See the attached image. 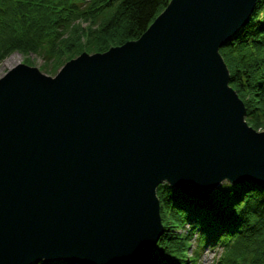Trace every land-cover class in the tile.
I'll list each match as a JSON object with an SVG mask.
<instances>
[{"label":"water","instance_id":"water-1","mask_svg":"<svg viewBox=\"0 0 264 264\" xmlns=\"http://www.w3.org/2000/svg\"><path fill=\"white\" fill-rule=\"evenodd\" d=\"M254 3L169 0L136 39L0 76V264H127L150 232L128 263L145 264L160 182L202 199L222 181L264 185V130L218 50Z\"/></svg>","mask_w":264,"mask_h":264},{"label":"trees","instance_id":"trees-1","mask_svg":"<svg viewBox=\"0 0 264 264\" xmlns=\"http://www.w3.org/2000/svg\"><path fill=\"white\" fill-rule=\"evenodd\" d=\"M168 1L0 0V61L18 51L30 64L35 54L44 61L41 68L54 73L83 51L102 52L136 39ZM218 50L228 84L243 101L244 119L264 130V0H255L247 22ZM156 193L163 231L145 264H187L191 242L196 253L207 245L221 247L215 264H264V185L222 181L200 199L160 182Z\"/></svg>","mask_w":264,"mask_h":264},{"label":"rangeland","instance_id":"rangeland-1","mask_svg":"<svg viewBox=\"0 0 264 264\" xmlns=\"http://www.w3.org/2000/svg\"><path fill=\"white\" fill-rule=\"evenodd\" d=\"M12 55L14 56L15 60H11ZM30 57L32 59V62L30 63V65L36 66L43 73L53 75L60 67L59 66L54 73L46 72L43 68H41V64L44 62L41 57L36 56L35 54H31ZM22 58H23V55L18 51L9 53L3 60L0 61V76H2L9 68L14 66L16 63L20 61L24 62ZM194 244L195 242H191L187 249V252H186V263L187 264H215L220 254L222 253L221 247H212L210 245L204 246L201 250L198 249V253H196L195 252L196 247L194 246ZM192 255L193 256L197 255L194 261L189 259L190 256Z\"/></svg>","mask_w":264,"mask_h":264},{"label":"bare ground","instance_id":"bare-ground-1","mask_svg":"<svg viewBox=\"0 0 264 264\" xmlns=\"http://www.w3.org/2000/svg\"><path fill=\"white\" fill-rule=\"evenodd\" d=\"M11 60H15L13 55L11 56ZM202 187L205 188V190H206L207 185L206 186H202ZM199 192L202 193L203 191H199ZM202 197H204V196H200V199H202ZM146 233H145L144 237L142 236L143 239H141L140 242L137 241L138 243L136 242L135 246L132 247L133 249L131 250V252H128V254L124 256L125 259L123 258V263H127L128 264L129 262H141V261H144L145 260L143 258H144V256L147 253L146 248L148 249L147 246H149V241H150L149 236H147V235L150 234V232H149V234H146ZM106 240H108V239H106ZM99 244H100V242H99ZM112 244L110 242H106L105 241V242H102L100 244V246H101V249L103 251H107V250H109L113 246ZM27 252H29V250H25V254H27ZM120 260H122V259L118 258L117 261L119 262Z\"/></svg>","mask_w":264,"mask_h":264}]
</instances>
